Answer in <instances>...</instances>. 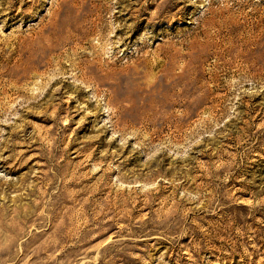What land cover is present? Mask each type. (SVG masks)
<instances>
[{
	"label": "rangeland",
	"instance_id": "obj_1",
	"mask_svg": "<svg viewBox=\"0 0 264 264\" xmlns=\"http://www.w3.org/2000/svg\"><path fill=\"white\" fill-rule=\"evenodd\" d=\"M0 264H264V0H0Z\"/></svg>",
	"mask_w": 264,
	"mask_h": 264
},
{
	"label": "bare ground",
	"instance_id": "obj_2",
	"mask_svg": "<svg viewBox=\"0 0 264 264\" xmlns=\"http://www.w3.org/2000/svg\"><path fill=\"white\" fill-rule=\"evenodd\" d=\"M85 74V73H84ZM86 79V78H85Z\"/></svg>",
	"mask_w": 264,
	"mask_h": 264
}]
</instances>
